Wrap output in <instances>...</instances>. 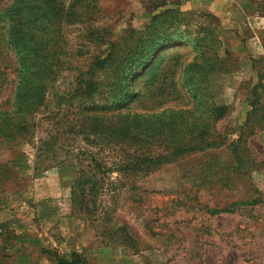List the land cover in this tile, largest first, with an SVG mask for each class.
Returning <instances> with one entry per match:
<instances>
[{
	"label": "rangeland",
	"instance_id": "obj_1",
	"mask_svg": "<svg viewBox=\"0 0 264 264\" xmlns=\"http://www.w3.org/2000/svg\"><path fill=\"white\" fill-rule=\"evenodd\" d=\"M9 1L0 0V9ZM166 9L188 15L189 26L180 25L177 33L189 32L198 44L209 39L205 45L212 52L197 62H213L215 70L202 81L199 100L191 99L182 82L194 54L176 44L140 80L146 99L127 109L94 113L77 102L58 106L55 95L69 90L76 74L60 72L48 85L45 106L28 117L30 132L15 141L0 138V225L7 229L0 234V264H52L44 249L65 259L76 253L88 264H264V0H99L92 26L115 42L130 30H143L152 15ZM85 26H62L64 51L75 55L82 49L83 55L70 59L76 68L107 49L84 39ZM202 26L211 37L200 33ZM174 53L179 57L164 63ZM11 58L0 68L6 70L0 76V109L16 82ZM157 71L166 89L161 94L154 92L157 80L151 86L146 82ZM257 74L262 76L260 106L248 130L243 125L253 110L249 94ZM220 106L225 115L215 120L212 110ZM185 109L194 110L190 125L209 126L211 139L243 135L239 144L248 166L243 174H231L236 185L220 195L196 193L190 180L198 179L210 159L221 175L230 160L222 147L183 155L150 173L124 168L142 156L155 160L170 152L161 130L170 126L175 110ZM126 118L133 123L122 132L119 121ZM81 171L93 175L88 213L71 201ZM252 198L259 202L240 206L235 214L209 216L204 209Z\"/></svg>",
	"mask_w": 264,
	"mask_h": 264
},
{
	"label": "trees",
	"instance_id": "obj_2",
	"mask_svg": "<svg viewBox=\"0 0 264 264\" xmlns=\"http://www.w3.org/2000/svg\"><path fill=\"white\" fill-rule=\"evenodd\" d=\"M1 8L0 68L5 64L6 59L12 56L16 78L10 101L0 109V138L4 140L15 141L18 136L27 135L30 132L28 117L45 106L48 85L62 71L72 70L76 74L74 84L69 86V90L57 92L55 95L58 99L57 105L73 106L77 102L84 106L83 111L99 113L127 109L133 103L146 99L145 91L142 92L138 84L146 77L147 71L169 45L188 47L194 54L185 70L187 74L182 80L193 101L199 100L198 97L202 95V81H206L213 68L215 70L213 62L206 65L197 62L199 57L208 56L212 52L208 50V45H205L208 44L209 39L204 37L198 44L199 38L192 40L189 32H176L180 25L189 26L188 21H185L188 15L181 14L178 9H166L152 15L143 30H130L117 41L111 42L107 41L106 31L92 26L95 22L94 15L98 13L99 0H69L68 2L66 0H11ZM76 24L81 27L88 25L82 33L87 42L94 46L105 44L107 46L104 54L94 55L84 68L73 67L70 63L72 57L83 55L82 49L73 55L62 48L64 45L62 26ZM199 31L207 37L212 35L205 26L199 28ZM179 55L174 53L166 57L164 63L176 60ZM5 71V69L0 70V76H5ZM158 72L160 71L146 82L149 81L151 86V80L153 79V83L157 80L159 84L154 92L156 90L157 94H161L166 89ZM261 77L257 74L258 81L251 87L249 94V103L253 110L247 113L246 122L243 125L248 130H252V119L255 117L252 113H255L256 107L260 106L257 90L262 86ZM198 81H200V87ZM225 111L223 106L216 107L212 110V117L218 120L225 115ZM191 112L186 109L175 110L173 115L166 116L168 120H174L167 129L161 130L160 136L168 137L166 149L170 148V152L155 160L142 156L141 159H136L135 163L124 168L125 170L136 168L140 172L150 173L158 165L174 163L183 155L222 147L230 153V160L220 170L221 175L215 173L219 164L210 159L211 161L202 166L198 179L190 180L196 193H201L202 190H215L220 195L221 192H226L236 185L231 174H243L246 164L248 166V160L244 158L239 144L243 135L240 134L239 139L232 141L224 136L211 139L208 125L197 127L190 125ZM176 116L179 118L175 119ZM131 123L133 121L130 122L127 118L120 120L119 126L122 125L120 131L128 132ZM182 127H185L186 131H183ZM92 178L93 175L89 177L87 172L81 171L71 190L72 203L77 204L86 213L89 212L88 204L94 198ZM258 202V198H252L245 202H231L223 205L214 203L210 207L204 206V209L209 216L235 214L239 212L238 207L254 205ZM3 231L7 232V229L4 225H0V234H3ZM126 240L129 241L128 246L133 248L131 247L134 244L133 241L129 237ZM41 253L52 264H88L76 253H73L69 259L59 256L50 249H44Z\"/></svg>",
	"mask_w": 264,
	"mask_h": 264
}]
</instances>
